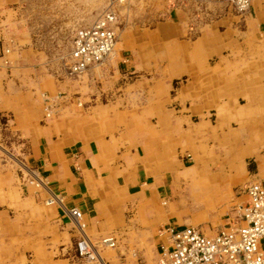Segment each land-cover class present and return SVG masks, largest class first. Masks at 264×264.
Returning <instances> with one entry per match:
<instances>
[{
  "label": "crops",
  "instance_id": "0c3cea01",
  "mask_svg": "<svg viewBox=\"0 0 264 264\" xmlns=\"http://www.w3.org/2000/svg\"><path fill=\"white\" fill-rule=\"evenodd\" d=\"M173 4L168 20L147 32L157 42V59L143 58L133 48L134 63L107 58L91 67L90 76L84 78L97 81L95 93L89 95L88 112L105 119L140 118L145 120L140 131L116 133L108 128L82 138L79 133L58 136L47 130L31 148L30 164L42 178L44 184L38 185L44 191L28 188L27 196L40 203L52 194L65 199L64 205L56 203L46 214L56 216L68 248L80 238L68 209L78 207L88 230L100 232L110 226V210L104 204L118 197L111 194L116 186L123 188L130 203L149 201L144 210L154 213L163 212L157 204L174 191L189 209L210 212L225 197L226 184L242 179L247 159L255 161L250 177L264 181V0L253 1L244 16L226 0H178ZM118 6L121 18L125 3ZM127 41L124 34H118L112 59L126 57L122 48L131 46ZM159 43L168 45L160 49ZM117 70L119 78L114 77ZM136 70L143 71L142 75L130 76ZM8 96L0 93V110ZM231 119L238 124L233 125ZM215 126L232 128L233 138L226 152L214 159L212 169L201 161L198 147L207 143L206 138L223 140ZM181 134L191 138L188 154L194 157V163L184 170L179 159H174L179 155ZM132 164L136 170L124 171ZM114 225L139 224L119 220Z\"/></svg>",
  "mask_w": 264,
  "mask_h": 264
},
{
  "label": "rangeland",
  "instance_id": "374dc122",
  "mask_svg": "<svg viewBox=\"0 0 264 264\" xmlns=\"http://www.w3.org/2000/svg\"><path fill=\"white\" fill-rule=\"evenodd\" d=\"M177 1L0 0V93L10 95L5 108L0 110V119L4 121L0 130V264H37L39 261L41 264H96L79 256L77 246L80 238L69 248L62 240L56 216L46 214L52 206L46 203L50 196L41 203L27 196L28 188L33 192L44 191L43 186L37 185L42 178L30 164L31 148L37 145L40 136L47 135V130L58 136L61 133H79L82 138H90L93 131H107L108 128L116 133L121 132V129L128 133L140 131L145 121L140 118L105 119L97 118L95 111L92 114L88 112L86 107L91 101L89 95L95 93L93 90L96 89L97 81L93 78L84 79L89 70L81 77L68 74L73 38L79 28L94 23L109 3L114 2L117 8L119 4L125 3L119 18L121 30L118 28V34H124L125 39H128L127 45L131 46L122 48L126 57L119 55L112 59V55L109 58L113 62L125 60L132 64L135 62L131 60L135 54L132 49L136 48L141 51L143 58L155 60L157 42L147 32L152 33L159 22L168 20L173 2ZM250 9L240 13L234 8L237 14L243 16ZM4 45L10 48L9 53H4ZM163 45L166 47L168 44ZM163 45L158 44L160 49ZM5 60L9 63L5 64ZM115 72L114 77L119 78V71ZM142 72L136 70L130 76L140 77ZM77 84L79 87H72ZM46 98L56 104L50 118L45 115ZM259 114H262L261 111L253 116ZM212 118L211 122L216 124L217 121ZM231 121L233 125L238 124L235 119ZM223 128L226 127L215 126L223 142L206 138L207 143L199 144L198 147L203 158L201 161L206 166H212V169L214 159L226 152L233 138L232 128ZM190 139L183 138L181 134L179 155H174L183 170L194 163L193 155L188 154L191 151ZM254 162L253 158L247 159L242 179L226 184L225 197L210 212L189 209L172 191L168 198L161 199L157 204L163 212L154 213L144 210L143 206L149 201L144 204L135 199V204L130 203L123 188L116 186L111 194L118 197L114 199L112 196L113 199L111 197L104 204L105 209L110 210V226L100 232H90L84 217L86 233L108 264H156L157 246L161 238L159 229L163 225L190 224L202 228L208 234H215L228 226L234 218V206L248 198L246 185L250 181L260 180L250 177L255 168ZM133 165L124 171L130 168L136 170ZM170 180L173 190L175 183L173 178L170 177ZM102 219L98 218L97 221ZM119 220L136 221L139 225H122L118 228L114 223ZM113 232L119 238L117 247L102 246L101 239ZM78 234L81 237L80 231ZM67 256L71 259L66 260Z\"/></svg>",
  "mask_w": 264,
  "mask_h": 264
},
{
  "label": "built area",
  "instance_id": "2783aa9c",
  "mask_svg": "<svg viewBox=\"0 0 264 264\" xmlns=\"http://www.w3.org/2000/svg\"><path fill=\"white\" fill-rule=\"evenodd\" d=\"M226 1L240 13L247 12L253 3V0ZM119 18V10L111 2L94 23L77 30L68 66L70 76H81L109 58L117 43ZM9 52L10 48L4 45V53ZM4 62L9 63L8 60ZM78 104L82 105V102ZM55 106L46 98L47 118L52 116ZM3 122L0 119V130ZM38 183L44 184L43 181ZM245 192L247 200L234 206V218L215 234H208L194 225H163L159 229L161 238L156 264H264V181L250 182ZM64 202L65 199L58 194H52L46 201L48 205H64ZM68 212L81 231L77 246L79 256L91 263L108 264L86 233L82 210L75 206ZM118 241L117 236L107 235L100 242L102 246L115 248Z\"/></svg>",
  "mask_w": 264,
  "mask_h": 264
}]
</instances>
